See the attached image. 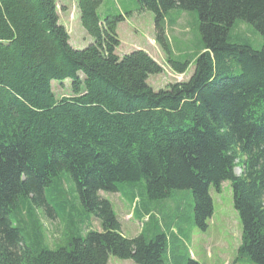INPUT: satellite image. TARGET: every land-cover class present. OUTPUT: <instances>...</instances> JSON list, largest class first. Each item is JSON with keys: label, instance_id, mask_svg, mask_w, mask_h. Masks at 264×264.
Returning <instances> with one entry per match:
<instances>
[{"label": "trees", "instance_id": "obj_1", "mask_svg": "<svg viewBox=\"0 0 264 264\" xmlns=\"http://www.w3.org/2000/svg\"><path fill=\"white\" fill-rule=\"evenodd\" d=\"M74 1L93 39L83 49L70 46L57 0H0V264H200L186 248L175 254L178 214L190 197L188 223L206 231L210 189L224 182L241 224L230 264H264V0H133L152 13L171 71L194 66L157 91L147 80L161 64L144 50L115 53L123 16H102L103 0ZM175 9L197 15L191 61L174 58L165 35ZM65 80L71 92L58 97L52 82ZM101 192L129 197L137 235L124 236ZM76 214L99 230L73 233ZM41 218L62 223L63 244L46 243Z\"/></svg>", "mask_w": 264, "mask_h": 264}, {"label": "rangeland", "instance_id": "obj_2", "mask_svg": "<svg viewBox=\"0 0 264 264\" xmlns=\"http://www.w3.org/2000/svg\"><path fill=\"white\" fill-rule=\"evenodd\" d=\"M57 9L59 23L63 25L69 35V44L74 49H83L87 47L93 39L85 32L80 23L79 12L77 11L74 0H57ZM133 0H103L99 9L102 16L104 15H122L124 21L118 23L116 33L120 45L116 48L115 53L121 57L133 50H144L159 64L162 65L163 72L160 74L150 75L148 84L157 91L166 85L174 82L186 81L193 73L194 66L190 63L183 75L175 74L165 64V54L154 41L153 15L147 11H137ZM128 12L129 14L125 15ZM197 15L192 11L172 10L165 18V35L168 38L174 58L178 60L191 61L198 49L199 34L197 30ZM240 31H246L244 35H249V44L254 49H259L263 41L261 36L253 29L250 24L241 23ZM183 43L187 49L180 48ZM63 85L60 82H52L55 94L66 96L71 92L70 81L65 80ZM235 173L239 174L240 169L236 168ZM71 184L67 183L68 190ZM69 194L72 192L69 190ZM210 195L213 201L214 213L208 221L206 231L197 230L192 224L191 199L183 198V209L178 214V222L182 223L178 228L180 235L184 237L185 247H180L175 254L185 257V248L189 251L190 256H196L200 264H223L231 263L235 257L237 247L240 244L241 224L237 212L233 207L232 190L229 182H224L220 192L210 189ZM73 196V195H72ZM101 196L108 200L116 214L122 233L125 237H134L139 233L141 224L132 217L133 206L131 207L130 199L119 193L101 192ZM76 221L72 227L73 233L78 230L84 231L87 226L89 229L99 230V225L92 215L86 218L84 214H76ZM90 219V220H89ZM94 219V220H93ZM45 230L46 243L53 247L58 244L62 238L63 225L57 220H47L41 218ZM76 227V228H75ZM186 234V236H184ZM212 255V258L207 257ZM193 258V257H192ZM108 264H134L131 260H121L110 256ZM227 264V263H226Z\"/></svg>", "mask_w": 264, "mask_h": 264}, {"label": "crops", "instance_id": "obj_3", "mask_svg": "<svg viewBox=\"0 0 264 264\" xmlns=\"http://www.w3.org/2000/svg\"><path fill=\"white\" fill-rule=\"evenodd\" d=\"M147 52V51H146ZM148 53V52H147ZM131 207H132V205H131ZM132 217H133V215H132ZM194 259H196L197 260V258H196V256L194 255V256H192ZM207 257H209V258H212V255L210 254V255H208ZM228 264L229 263V261L227 262H224L223 264Z\"/></svg>", "mask_w": 264, "mask_h": 264}]
</instances>
